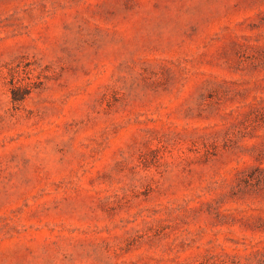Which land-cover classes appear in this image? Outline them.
<instances>
[{"label":"rangeland","instance_id":"rangeland-1","mask_svg":"<svg viewBox=\"0 0 264 264\" xmlns=\"http://www.w3.org/2000/svg\"><path fill=\"white\" fill-rule=\"evenodd\" d=\"M0 264H264V0H0Z\"/></svg>","mask_w":264,"mask_h":264},{"label":"trees","instance_id":"trees-1","mask_svg":"<svg viewBox=\"0 0 264 264\" xmlns=\"http://www.w3.org/2000/svg\"><path fill=\"white\" fill-rule=\"evenodd\" d=\"M18 99H21V96L20 97H16V95H14V92H13V100H18Z\"/></svg>","mask_w":264,"mask_h":264}]
</instances>
